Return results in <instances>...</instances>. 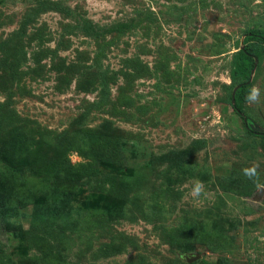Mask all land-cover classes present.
<instances>
[{"label": "rangeland", "instance_id": "obj_1", "mask_svg": "<svg viewBox=\"0 0 264 264\" xmlns=\"http://www.w3.org/2000/svg\"><path fill=\"white\" fill-rule=\"evenodd\" d=\"M254 27L264 0H0V169L72 186L74 209L35 222L7 199L0 264H264V187L242 174L264 184V51L249 129L232 106Z\"/></svg>", "mask_w": 264, "mask_h": 264}, {"label": "trees", "instance_id": "obj_2", "mask_svg": "<svg viewBox=\"0 0 264 264\" xmlns=\"http://www.w3.org/2000/svg\"><path fill=\"white\" fill-rule=\"evenodd\" d=\"M244 44L245 46L240 48L235 54L234 66L231 71L232 81L235 84H239L232 106L237 115L243 120L245 126L249 129L248 120L242 112L241 104L245 101V97L251 89V82L249 80L256 68V61L264 51V29L258 27L248 29L244 38ZM249 131L256 135L264 136V131H256L253 129H249ZM89 133L93 136V139L96 137L94 136V132ZM99 144L111 150L119 148V141L115 138H98L97 140H93L92 145L94 147H99ZM54 170L58 171L60 175L65 176L70 182L77 179V175H75L76 169L69 160L57 162ZM18 193H23L25 197V199L18 198V205H33L32 218L35 222L44 218H51L69 223L74 219L72 186L51 187L49 190L41 192L32 187L27 180L15 178L11 173L0 169L1 217L9 219L10 216L18 215V205L16 204L17 207L9 208L14 204L10 205L7 203V199L14 202L13 199L16 198L13 197L20 195Z\"/></svg>", "mask_w": 264, "mask_h": 264}, {"label": "clouds", "instance_id": "obj_3", "mask_svg": "<svg viewBox=\"0 0 264 264\" xmlns=\"http://www.w3.org/2000/svg\"><path fill=\"white\" fill-rule=\"evenodd\" d=\"M260 96H261V90L259 87H253L251 91L246 95L245 100L248 103H259L260 102ZM259 164H253L250 167H245L242 170V174L244 177H246L248 180L253 181V183L256 184L257 188L264 187V184H261L259 182ZM191 195L194 198H199L201 195H206L205 192V186L202 182L197 181L192 189H191Z\"/></svg>", "mask_w": 264, "mask_h": 264}, {"label": "water", "instance_id": "obj_4", "mask_svg": "<svg viewBox=\"0 0 264 264\" xmlns=\"http://www.w3.org/2000/svg\"><path fill=\"white\" fill-rule=\"evenodd\" d=\"M251 80H252V76H251L249 81L251 82ZM236 90L237 89H235L234 92H233V100H235ZM186 258H187L188 261H194L197 258V256H187Z\"/></svg>", "mask_w": 264, "mask_h": 264}]
</instances>
